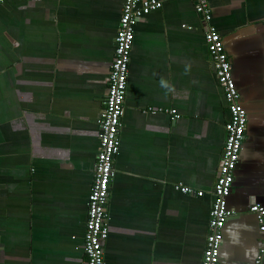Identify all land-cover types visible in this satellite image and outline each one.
Segmentation results:
<instances>
[{"label": "crops", "instance_id": "crops-1", "mask_svg": "<svg viewBox=\"0 0 264 264\" xmlns=\"http://www.w3.org/2000/svg\"><path fill=\"white\" fill-rule=\"evenodd\" d=\"M160 1L135 26L105 264H200L208 231L229 111L194 0ZM207 1L248 114L218 264H256L262 234L249 207L264 206V0ZM122 4L0 5V264L85 261L97 119Z\"/></svg>", "mask_w": 264, "mask_h": 264}, {"label": "built area", "instance_id": "built-area-1", "mask_svg": "<svg viewBox=\"0 0 264 264\" xmlns=\"http://www.w3.org/2000/svg\"><path fill=\"white\" fill-rule=\"evenodd\" d=\"M5 0H0V5ZM195 9L206 27L204 40L214 68L218 86L222 90L229 119L226 122L225 140L220 159L219 173L212 190V202L209 211L208 231L202 251L200 264H218L222 242V228L234 214L227 204V197L234 181V170L240 156L242 143L246 137L248 114L240 103V95L231 73V64L224 48L223 39L211 23V10L207 0H194ZM160 0H123L117 30L114 36V57L108 73L107 93L103 109L97 119L100 130L99 151L95 157L94 172L87 197V214L84 229L83 264H105L103 243L108 235V193L109 184L115 175L114 158L119 151V131L122 126L126 80L129 72L130 51L133 45L136 24L150 11L160 8ZM171 119L179 118L176 109H170ZM182 193H195L188 186L176 184ZM249 211L257 219L261 232V244L255 263L261 264L264 255V206L252 204Z\"/></svg>", "mask_w": 264, "mask_h": 264}]
</instances>
